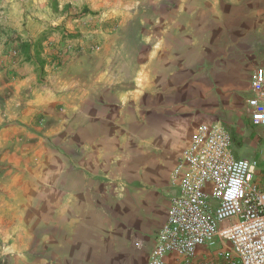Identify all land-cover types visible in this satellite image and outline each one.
Returning <instances> with one entry per match:
<instances>
[{
	"label": "rangeland",
	"instance_id": "obj_1",
	"mask_svg": "<svg viewBox=\"0 0 264 264\" xmlns=\"http://www.w3.org/2000/svg\"><path fill=\"white\" fill-rule=\"evenodd\" d=\"M52 1L0 0V264L50 260L43 235L47 222L53 237L59 234L60 189H75L79 171H103L77 143L107 139L124 124L143 135L135 107L153 45L171 43L172 30L185 40L211 24L205 14L210 0H54L57 12ZM83 8L94 14L80 17ZM45 31L47 64L39 81L10 39H35ZM185 52L196 62L194 49L181 46L175 54ZM220 126L232 138L233 155L242 158L236 125ZM249 156L243 158L257 161L255 182L264 191V156Z\"/></svg>",
	"mask_w": 264,
	"mask_h": 264
},
{
	"label": "crops",
	"instance_id": "obj_2",
	"mask_svg": "<svg viewBox=\"0 0 264 264\" xmlns=\"http://www.w3.org/2000/svg\"><path fill=\"white\" fill-rule=\"evenodd\" d=\"M206 8L211 24L201 35L193 31L181 40L172 30L171 43L153 45L135 107L143 135L124 124L113 127L107 139L77 143V151L104 165L103 171H79L75 189H60L59 234L53 237L54 226L47 222L43 242L51 258L44 264H147L177 193L172 172L200 125L235 124L242 158L264 156V128L244 114L251 76L264 65V0H210ZM181 46L194 49L198 62H190L186 52L176 56ZM249 128L256 129L254 136ZM110 164L118 170H108ZM52 248L58 253L51 254ZM197 254L186 260L169 253L164 264L218 258L207 250Z\"/></svg>",
	"mask_w": 264,
	"mask_h": 264
},
{
	"label": "built area",
	"instance_id": "obj_3",
	"mask_svg": "<svg viewBox=\"0 0 264 264\" xmlns=\"http://www.w3.org/2000/svg\"><path fill=\"white\" fill-rule=\"evenodd\" d=\"M244 114L264 128V65L255 68ZM232 138L220 125H200L172 172L177 193L157 233L147 264L174 253L195 258L213 252L228 264H264V191L256 160L236 158Z\"/></svg>",
	"mask_w": 264,
	"mask_h": 264
},
{
	"label": "trees",
	"instance_id": "obj_4",
	"mask_svg": "<svg viewBox=\"0 0 264 264\" xmlns=\"http://www.w3.org/2000/svg\"><path fill=\"white\" fill-rule=\"evenodd\" d=\"M51 7L54 12H57L58 5L56 1H52ZM80 17H85L89 15H93L87 8H83L78 11ZM48 32L45 31L38 35L35 39H24L20 35H15L14 38L10 40L12 42H16L18 44L19 54L21 57V61L32 66L34 68L35 74L39 81L44 77V69L47 64L46 59L44 57V48L43 44L48 37ZM69 38H73L69 36Z\"/></svg>",
	"mask_w": 264,
	"mask_h": 264
}]
</instances>
